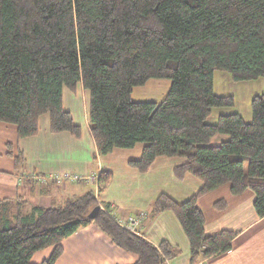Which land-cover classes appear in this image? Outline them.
<instances>
[{
  "label": "trees",
  "instance_id": "trees-1",
  "mask_svg": "<svg viewBox=\"0 0 264 264\" xmlns=\"http://www.w3.org/2000/svg\"><path fill=\"white\" fill-rule=\"evenodd\" d=\"M217 71L236 83L264 79V0H0V122L16 126L20 141L36 136L48 114L52 133L80 138L64 90L76 93L82 85L100 156L144 144L140 159L130 162L141 173L159 157L184 158L177 178L192 174L201 189L184 203L161 195L153 213L175 214L189 240L190 264L228 252L239 234L208 235L201 196L224 184L235 196L252 190L255 212L264 218V90L252 99L250 122L232 113L210 123L214 109L235 105L233 95L215 93ZM151 80L171 81L164 99L133 101V90ZM217 135L229 139L210 145ZM10 156L24 170L23 152ZM111 179L100 173L99 194ZM95 195L91 190L29 212L19 198L0 199V264H35L33 256L51 247L41 264H56L63 241L92 223L136 254L134 264H166L180 254L168 241L156 246L121 227L103 210L90 219L99 205ZM225 206V200L215 204Z\"/></svg>",
  "mask_w": 264,
  "mask_h": 264
},
{
  "label": "crops",
  "instance_id": "crops-1",
  "mask_svg": "<svg viewBox=\"0 0 264 264\" xmlns=\"http://www.w3.org/2000/svg\"><path fill=\"white\" fill-rule=\"evenodd\" d=\"M232 82L228 74H221L217 77L216 87L221 92L232 87ZM170 87L167 81L151 80L145 86L136 87L132 99L135 102H161ZM214 91L219 96L233 95L216 92L215 75ZM89 99V93L82 85L78 86L76 93L64 90V108L81 127L80 138L69 133H52L48 114L40 118L36 136L20 141L16 126L0 122V199L25 201V212L36 206H58L91 190L96 194L100 173H111L107 188L102 194L98 192L100 203L121 218L144 214L138 234L156 246L168 241L180 251L166 264H190L189 240L179 220L170 211L155 215L153 205L161 195L184 203L199 192L202 181L192 174L177 178L175 168L185 163V159L180 157H159L146 172H139L130 162L140 159L144 144L132 149H116L109 155L100 156L89 123ZM232 113H238L245 122L252 120V111L242 112L235 102L234 107L214 109L209 122L215 123L220 115ZM228 139V136L217 135L210 145L217 146ZM20 151L26 159L24 170L16 169L10 156H16ZM64 172L79 174L86 180L69 182L64 186L50 181L38 185L35 181L36 176ZM221 200H225L226 206L219 210L215 204ZM255 200L256 194L252 190L233 195L230 184L199 198L208 235L222 230L239 234L228 252L197 264H264V218H259L255 212ZM62 246L63 254L56 264H134L138 260L136 254L118 247L94 223L65 239ZM52 252L53 247L37 252L33 263L41 264Z\"/></svg>",
  "mask_w": 264,
  "mask_h": 264
},
{
  "label": "built area",
  "instance_id": "built-area-1",
  "mask_svg": "<svg viewBox=\"0 0 264 264\" xmlns=\"http://www.w3.org/2000/svg\"><path fill=\"white\" fill-rule=\"evenodd\" d=\"M98 179V178H97ZM86 180L85 177L75 174V173H70V172H64V173H54V174H49L47 176H36L35 181L38 184L45 183L47 181L54 182L58 185H63L65 183H76L80 181ZM91 180H96L95 178H92ZM97 184V183H96ZM96 199L99 203L100 210H103L105 213H108L111 215L113 220L120 225L121 227L138 234L140 233V220L143 219L144 214H140L137 216H129L127 218H121L117 216L115 213L111 212L106 208L103 204L100 203L99 197H98V188L96 191ZM139 235V234H138Z\"/></svg>",
  "mask_w": 264,
  "mask_h": 264
},
{
  "label": "rangeland",
  "instance_id": "rangeland-1",
  "mask_svg": "<svg viewBox=\"0 0 264 264\" xmlns=\"http://www.w3.org/2000/svg\"><path fill=\"white\" fill-rule=\"evenodd\" d=\"M221 74H227L225 72L217 71L215 73V90L217 93H232L235 97L236 107L245 112L246 110H251V103L252 99L256 94H260L264 90V79L259 78L258 80H253L250 82H243V83H235L232 82V87H229L221 92L217 89V77ZM229 75V74H228ZM230 76V75H229ZM159 81H167L171 85L170 80H159ZM155 82V81H153ZM67 183L63 184L66 185ZM29 209V206H28Z\"/></svg>",
  "mask_w": 264,
  "mask_h": 264
},
{
  "label": "water",
  "instance_id": "water-1",
  "mask_svg": "<svg viewBox=\"0 0 264 264\" xmlns=\"http://www.w3.org/2000/svg\"><path fill=\"white\" fill-rule=\"evenodd\" d=\"M99 211H100V206L98 205L91 211V213L88 215V217L90 219H95L96 216L98 215Z\"/></svg>",
  "mask_w": 264,
  "mask_h": 264
}]
</instances>
